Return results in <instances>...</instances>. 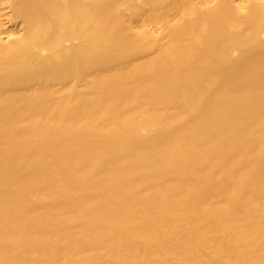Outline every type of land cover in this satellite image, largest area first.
<instances>
[{"label":"bare ground","instance_id":"obj_1","mask_svg":"<svg viewBox=\"0 0 264 264\" xmlns=\"http://www.w3.org/2000/svg\"><path fill=\"white\" fill-rule=\"evenodd\" d=\"M0 264H264V0H0Z\"/></svg>","mask_w":264,"mask_h":264}]
</instances>
